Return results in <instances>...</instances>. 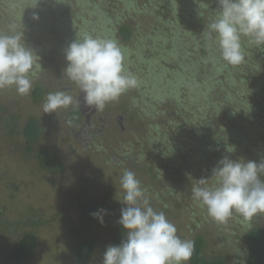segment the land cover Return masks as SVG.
<instances>
[{"label": "rangeland", "instance_id": "1", "mask_svg": "<svg viewBox=\"0 0 264 264\" xmlns=\"http://www.w3.org/2000/svg\"><path fill=\"white\" fill-rule=\"evenodd\" d=\"M10 1L20 0H0V264H14L11 251L28 233L39 241L29 264H76L80 211L69 196L88 180L103 182L102 196L112 188L88 264H103L113 237L109 218L117 211L138 236L161 241L163 256L155 264H187L198 233L207 240L206 255L227 248L229 264H240L235 259L244 252L245 223L260 220L264 227V51L248 36L250 24L264 22V12L248 2L228 8L225 0H43L31 6L42 19L25 26ZM64 17L70 20L63 26ZM125 23L134 29L127 46L118 35ZM71 24V41L89 55L75 43L60 54L49 48L52 39L64 40ZM204 33L213 35L207 55L198 50ZM88 70L96 82L86 84L101 97L96 113L91 108L83 115L82 125L89 121L90 128L73 133L66 119L81 111ZM37 83L48 89L40 106L32 98ZM11 114L21 116L14 133L6 121ZM214 114L220 119L213 133L208 119ZM30 117L42 129L32 151L24 135ZM40 148L57 154L62 173L41 168ZM98 151L132 158L134 165L107 173L110 166L94 156ZM174 176L183 185L175 195L169 191L177 187L166 182ZM213 181L237 201L236 216L224 219L222 204L204 197ZM171 203L173 214L166 216L163 206ZM206 203L209 220L196 206ZM233 244L237 254L228 248Z\"/></svg>", "mask_w": 264, "mask_h": 264}, {"label": "trees", "instance_id": "2", "mask_svg": "<svg viewBox=\"0 0 264 264\" xmlns=\"http://www.w3.org/2000/svg\"><path fill=\"white\" fill-rule=\"evenodd\" d=\"M23 1L24 0H20L15 4L12 1L10 2L19 8L21 14L24 16V18L21 19H23V24L25 26H29V23L31 21H35V16H38L39 19H42L39 14L37 15V11H35L33 8H37L40 3L42 4L43 0H26V2ZM233 2L236 4L243 5H246L248 2L252 4L253 7L256 6L264 12V0L224 1L228 8L229 6L230 8L233 7ZM218 9L222 10V12H225V7L223 5H219ZM69 20L70 19L67 17L62 18V25L64 26L63 21L67 25ZM246 20L247 16L241 18L240 22L242 27L245 26L244 24H248ZM72 22L74 23V21H71V23ZM52 26H54V22L52 23ZM70 26V29H68L69 27L64 29V40L61 42L57 41V39L55 38L52 39V37H48L53 40H51L49 48H54L55 52L60 54L62 51H64V48L66 49L67 47L72 46L74 43L76 44V42L71 41L74 36H72V24ZM252 27V31L256 32L253 33L251 31L248 36L252 38H250L252 44L256 45L260 52H263L264 22L250 24L248 30ZM118 35L122 43L127 46L133 39L134 29L129 23L122 24L118 29ZM19 36L25 37L24 33H22L21 35L19 34ZM212 36L213 35H211L210 33H204L203 37H201V39L199 40L198 50L202 55H207L212 50ZM88 41H93V39L89 38ZM79 45L76 44L75 46L80 47L78 50L83 49L85 52L83 51L82 53L85 56L90 54L87 50H85V47H83L81 44ZM254 52L258 53L257 51ZM260 57L261 56H259V60ZM92 72V70H88L84 73L81 84H86L87 82L94 84L96 82V79L93 77ZM125 84L127 83H124V85ZM32 89V98L34 104L40 106L44 103V100L48 94V89L46 88V86L40 83L34 84L32 86ZM53 96L56 99L58 98V95L56 93H53ZM159 107L161 106L159 105ZM162 113L164 114L165 112ZM227 113L228 111L226 112V114ZM157 114L161 113L157 112ZM221 117L224 116L222 115ZM20 118V115L13 114L10 115V118H6V121L10 123L8 127L12 130V133L15 132V122ZM83 118L84 116L79 109L72 110L68 114L66 119L68 129L73 133L76 132V129H78V127H83V129H85L83 130V132L88 130L90 128V125H87V123L82 125ZM218 119H220L218 117V114H214V116H210L208 119L209 126L212 128L213 133L215 132V128L219 126ZM41 132L42 129L39 121L35 118H28L27 124L24 129V135L28 141L29 151H32L33 147L39 145L38 143L41 139ZM97 136L100 137V135ZM98 137L93 136L92 139L94 138V141H97L99 140ZM94 153H96L94 154V156L103 160L105 162V165L110 166L106 170L107 173L112 172L113 170L118 172L119 170L117 169L123 165H134L133 163H131L133 162L132 158L129 159L131 162H128L127 159L125 161L121 160L119 156L105 157L102 153H99V151ZM104 153L106 152L104 151ZM38 159L43 170H51V172H53L54 174L62 173V162L58 158L57 154L54 153L51 149L40 148L38 153ZM154 173L155 172H153V179L155 180L157 178V175H155ZM185 175V177L187 178L188 174L185 173ZM177 177H179V175H177ZM175 180L176 177L174 176L170 177L169 180L166 181L167 184L170 185V187H177V189L174 190L175 192L169 191L170 194L173 195L182 191L181 186H183L180 182L176 183ZM259 183L264 185V168H262L259 172ZM99 184L103 186V182H99ZM212 184H214L213 189L217 191L215 192V194H213V197H211L209 194L212 192L213 189L211 191L207 189L204 197L207 200L209 198H213L222 204V213L220 214V216L224 217V219L236 216L237 201L229 194H224L222 193V191H219V187H221V183L219 181H213ZM100 185L95 186L91 183V181L88 180L82 182L77 191L70 192V201L76 203L77 208L80 211V223L76 229V264H88L92 259L97 247V237L94 234V228L97 222L100 220L101 216L103 215L104 210L108 209V200L110 198V195L112 194V188H109L108 193L105 196H102L104 186L101 187ZM157 201H159V203L161 204L160 199ZM196 206H199V208L203 212V215L207 216L209 220L211 217L210 211L212 210V208L209 206V203H206L205 207L202 204ZM172 207V203L168 206H163L164 212L166 211V216L167 214L170 215V213L173 212ZM176 207L180 208V203L176 204ZM118 214L122 216L120 217ZM124 217L125 216L122 212L117 211V213H115L113 217L109 218V220L111 221L110 225L113 230V237L108 243V254L105 255L103 264H155L158 259L163 256L161 241L150 234H140L141 237L138 236L137 232L136 234L135 231H132V229H130V223L128 222V219L125 218L123 220ZM254 221L255 222L253 223L246 222V226H244L242 230V234L246 236H243L245 237V239L243 238L244 252L238 254L240 259H235V262L240 261V264H264V227L260 225V220ZM196 228L197 227L195 226V230L197 231ZM199 228L200 227H198V230ZM206 246L207 240L205 236L198 233L195 239L192 241L187 264H229V256L231 254L229 249H222L223 254H221L220 256L210 257L205 253ZM38 247L39 241L37 236L33 233L26 234L25 237L20 241L19 246L11 251V262L14 264H29L34 259L36 252L38 251ZM234 247L235 244H233L232 247L228 246V248L234 249L235 254H237L238 252L236 253V249Z\"/></svg>", "mask_w": 264, "mask_h": 264}, {"label": "water", "instance_id": "3", "mask_svg": "<svg viewBox=\"0 0 264 264\" xmlns=\"http://www.w3.org/2000/svg\"><path fill=\"white\" fill-rule=\"evenodd\" d=\"M97 90L91 85V84H86L83 87V90H81V113L85 116V110H84V103H89L90 100H93V112L94 114L97 111V105L99 104V95H97ZM99 96V97H98ZM99 98V99H98ZM91 102V101H90ZM89 118V117H88ZM87 118V119H88ZM87 125H89V121H87Z\"/></svg>", "mask_w": 264, "mask_h": 264}, {"label": "flooded vegetation", "instance_id": "4", "mask_svg": "<svg viewBox=\"0 0 264 264\" xmlns=\"http://www.w3.org/2000/svg\"><path fill=\"white\" fill-rule=\"evenodd\" d=\"M92 103H93V100H91V103L90 104L89 103L86 104V105H88L89 108L85 109V116L87 115V113L89 112V110L92 108V105H93ZM100 121L102 122V119H100ZM117 121H118V123L120 125H122L121 119H118ZM102 127H104V126H102Z\"/></svg>", "mask_w": 264, "mask_h": 264}, {"label": "bare ground", "instance_id": "5", "mask_svg": "<svg viewBox=\"0 0 264 264\" xmlns=\"http://www.w3.org/2000/svg\"><path fill=\"white\" fill-rule=\"evenodd\" d=\"M93 102H94V101H93ZM90 103H91V102H89V104H90ZM86 104H87V103H84V106H83V107H84V110L87 109V108H89L88 105H86ZM92 104H93V103H92Z\"/></svg>", "mask_w": 264, "mask_h": 264}]
</instances>
